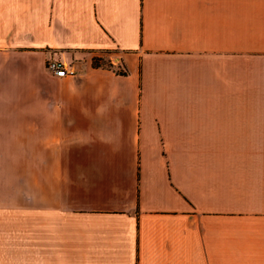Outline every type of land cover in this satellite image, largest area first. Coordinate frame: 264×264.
<instances>
[{
  "label": "crops",
  "instance_id": "1",
  "mask_svg": "<svg viewBox=\"0 0 264 264\" xmlns=\"http://www.w3.org/2000/svg\"><path fill=\"white\" fill-rule=\"evenodd\" d=\"M0 264H264V0H0Z\"/></svg>",
  "mask_w": 264,
  "mask_h": 264
},
{
  "label": "built area",
  "instance_id": "2",
  "mask_svg": "<svg viewBox=\"0 0 264 264\" xmlns=\"http://www.w3.org/2000/svg\"><path fill=\"white\" fill-rule=\"evenodd\" d=\"M46 68L48 71H50L53 75L57 77L73 75L76 72L72 66H69L67 63L56 59L47 60Z\"/></svg>",
  "mask_w": 264,
  "mask_h": 264
},
{
  "label": "trees",
  "instance_id": "3",
  "mask_svg": "<svg viewBox=\"0 0 264 264\" xmlns=\"http://www.w3.org/2000/svg\"><path fill=\"white\" fill-rule=\"evenodd\" d=\"M93 65L95 66H99V65H105V66H110V63H105V62H102V61H98V59H93V62H92ZM120 72H123L122 69H118Z\"/></svg>",
  "mask_w": 264,
  "mask_h": 264
},
{
  "label": "rangeland",
  "instance_id": "4",
  "mask_svg": "<svg viewBox=\"0 0 264 264\" xmlns=\"http://www.w3.org/2000/svg\"><path fill=\"white\" fill-rule=\"evenodd\" d=\"M116 70L120 69V67H115Z\"/></svg>",
  "mask_w": 264,
  "mask_h": 264
}]
</instances>
